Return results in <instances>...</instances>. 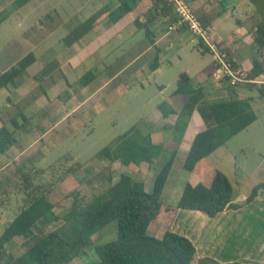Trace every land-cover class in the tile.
<instances>
[{"label":"rangeland","instance_id":"1","mask_svg":"<svg viewBox=\"0 0 264 264\" xmlns=\"http://www.w3.org/2000/svg\"><path fill=\"white\" fill-rule=\"evenodd\" d=\"M108 1L29 0L18 6L15 0H0V13L5 18L0 23V72L15 66L29 52L36 56V62L14 84L0 90V115L9 126L13 128L14 117L23 123L21 112L29 120L26 123L28 130L21 133L9 152L0 155V169L24 153H29V158L22 164L23 171H39L41 177L38 176L37 181L48 183L56 180L69 166L80 164L75 175L82 183L81 199L85 203L110 186L108 179L113 162L100 157L98 152L135 125L144 132L153 125L150 130L155 134L167 131L172 139L173 133L168 127L173 123L170 125L165 121L172 117L165 119L159 105L165 103L166 107L171 106L174 99L172 94L181 73L187 72L191 76L193 86H201L207 80L204 70L214 66L211 53L199 44L198 38L186 31L172 43H159L162 48L158 69L153 71L148 66L88 106L91 98L104 87L105 80L140 54L147 43L146 30L138 28L130 16L123 20V25L113 26L110 18L104 14L98 22L102 30H95L99 38L92 53L89 47L83 51L79 49L84 47L85 42L77 44L79 47L66 46L64 38L71 29L80 28ZM202 1L216 13L210 26L218 34L217 42L223 44L219 45L237 58L235 61L239 66L249 71L257 50L254 40L257 25L264 23V0ZM173 36L171 34L169 38ZM87 71L96 76L85 84L83 75ZM209 81L204 89L215 92L220 84L211 77ZM229 87L226 92L214 94L211 100L235 98L239 96L233 94L236 89H245L257 120L230 138L207 160L229 177L234 187L233 202L241 204L254 186L264 182V92L254 85ZM85 103L88 107L79 117L60 127L69 115L85 107ZM195 119H200L199 114L192 120ZM193 130V126L189 128L187 140ZM37 143L38 149L35 148ZM183 162L184 157L179 155L169 183L179 179L180 190L197 176L183 169ZM21 172L13 168L0 178V231L22 208L23 195L16 186ZM125 174L131 176V170ZM144 180L147 181V177ZM169 198L172 199L171 195ZM167 199L164 200L167 202ZM70 206L69 199L60 204L56 211L63 217ZM63 223L64 220L52 224L41 222L35 232L46 234ZM157 224L158 221H151L150 234L154 233ZM116 236L117 223L113 221L94 234L92 241L94 245L101 244ZM28 243L23 237L9 242L6 246L9 259L21 256L29 247ZM96 259L93 246H83L81 253L71 254L68 262L63 264L92 263Z\"/></svg>","mask_w":264,"mask_h":264},{"label":"trees","instance_id":"2","mask_svg":"<svg viewBox=\"0 0 264 264\" xmlns=\"http://www.w3.org/2000/svg\"><path fill=\"white\" fill-rule=\"evenodd\" d=\"M28 1L15 0V4L22 6ZM152 1L149 11L154 16H165L164 22L167 24L176 20L173 8L167 6L164 0ZM138 5L139 0H117V6L110 13V20L117 22L125 14L133 13L134 24L146 30V37L153 44V32L140 20L145 11L137 13ZM101 13L99 11L90 17L80 28H72L64 38L66 46L70 47L78 42L94 26ZM4 19V15L0 13V23ZM203 23L206 25V22ZM256 34L254 40L257 50L249 70L250 77L264 73V23L257 25ZM199 44L204 46L201 40ZM155 48L101 88L91 98L88 106L112 92L152 58L150 67L156 69L161 47ZM35 62V54L29 52L15 66L0 72V90L14 84ZM95 76L91 71H87L83 75V83H89ZM260 92H264V89ZM173 94L182 100L180 111L169 105L166 107L165 103L160 104L159 108L165 119L174 118V124L168 128L177 143L182 141L194 110L199 111L205 123V129L195 135L183 163V169L199 176V183L187 182L176 205L165 203L162 194L177 150L154 142L149 133H145L136 125L102 148L98 155L110 162L119 161L135 171H140L143 165L157 167L151 191H146L142 182L124 173L113 182L110 170V186L85 203L84 199H81L82 183L75 175L80 164L69 166L54 181L41 183L37 181L38 176L41 177L39 171H23L22 164L29 158V153H24L0 169V178L13 168L22 171L16 186L17 191L23 195L20 212L3 225L0 231V264H63L68 262L71 254L81 253L83 246H93L97 255L96 261L85 264H243L219 263L207 257L197 258L194 243L185 235L173 231L172 225L179 209L197 210L209 217H215L227 209H238L242 206V203L233 202L234 187L229 177L212 166L207 158L257 120V115L251 108V98L209 100L202 86L192 85V78L187 72L180 74ZM83 106L85 107H80L69 115L60 127L79 117L84 112L86 103ZM20 115L23 123L14 117L13 128L0 115V155L9 152L21 137V133L28 130V118L23 112ZM37 145L38 143L35 148L38 149ZM261 191H264V182L254 186L245 202L258 198ZM69 199L71 206L61 217L56 210ZM60 220H64V223L53 231L41 235L35 232L41 222L52 224ZM153 220L158 221V226L151 235L148 229ZM113 221L117 223L116 238L94 245L92 236ZM17 237L28 240L29 247L21 256L10 260L6 246Z\"/></svg>","mask_w":264,"mask_h":264},{"label":"crops","instance_id":"3","mask_svg":"<svg viewBox=\"0 0 264 264\" xmlns=\"http://www.w3.org/2000/svg\"><path fill=\"white\" fill-rule=\"evenodd\" d=\"M188 1H190L193 4L201 20L206 22V25H208L211 28L210 24L212 19L216 16V13H214V11L210 8V6L204 3L202 0H188ZM152 3H153L152 0H139V5L136 10L137 13H139L140 11H145V13L142 14L140 20L142 23L146 24L153 32V41H154L153 44L151 40L146 39L147 43L143 48V50L141 51V53L138 54L135 58H133L129 63L124 65L122 68H120L115 74H113V76L106 79L103 86L108 84L112 79H114L123 71H125L133 62L138 60L140 57L150 52L152 49H156L155 47L159 46V43L163 41H165L164 42L165 44L166 43L168 44L169 42L172 43L175 39L180 37L182 33L187 31L184 29L169 31L168 26L171 23L167 24L164 22L165 16L158 14L154 16L151 13V11H149V8L152 5ZM116 5H117V0H109L107 3H105L103 5L104 7L100 10L102 13L100 14L96 24H94L93 28L88 30L78 42L74 43L73 46L76 45L77 47H79V45L77 44H81L82 42H85V44L82 45L84 47L82 49L81 47H79V49L83 51L84 48L89 47V52L92 53L94 49L93 47L96 44L97 39L99 38V35L97 34L96 31L102 30L99 28L100 24L98 22L100 21L101 16L104 14L110 18L112 7ZM129 16L132 22L134 23L133 13H127L117 22L111 21V23L113 24V26H115L116 24L123 25L122 23L123 20L128 18ZM165 25L166 28L164 29ZM171 34L174 35L173 38H169ZM214 37L217 38L218 34L214 33ZM181 39L182 38H180L179 40L181 41ZM218 43L221 44L220 42ZM221 45L223 46V44ZM232 48L235 49L234 47ZM233 59L236 60L237 58L234 57ZM152 62H153V58L150 59L147 63H145L134 74H137L138 72L144 70L145 68L147 69L148 66L149 69L153 71L158 69V68L153 69L150 67V64ZM245 63L247 62L245 61ZM213 68L214 66L211 65L210 67L206 68V70H204V76L207 78V80L204 83V85H201L203 89L207 81L208 83L210 82L209 81L210 74ZM219 84L220 85L215 90V92H213L212 90H210L211 92H209L204 89L205 96L207 99L211 100V98L214 97V94L227 91L226 89L229 87L228 85H226L225 83H219ZM241 85H247V84H241ZM233 94L239 95L235 98L249 97L248 96L249 94L245 93V89H236ZM172 96L174 99H172L171 107L176 111H180L182 107L181 98L178 95H174V94H172ZM197 114H199L200 119L192 120L194 116H197ZM191 118L192 119L189 122L190 124H188L189 127H187L188 130H186L185 135L180 143H177L174 140L173 134H172V139H170L167 131L166 132L163 131L164 134L162 133L159 135L155 134L154 131L150 130V128L153 127V125L148 130L145 131V133H149L152 136L154 142L163 143L168 149L177 150V155L174 161L173 168L171 170V173L169 175V178L167 180V183L165 185L162 194L163 201L170 205H176L183 192V190H180V184H178L179 179H176L175 181L172 182V184H169L171 182L170 178L174 170L176 160L179 158V155H182L185 160L187 152L190 149L191 143L195 135L198 132L205 129V123L197 109L194 110ZM165 121L169 122V124L171 122L174 124V118ZM192 126L194 127L193 130L194 132L187 140L186 134L189 131L190 127L192 129ZM171 140L173 142H171ZM153 167L155 166L152 165L151 167H149L148 165H143L140 171H135L130 167L122 165L119 161H115L113 162V164H111L113 182L117 181L122 173L125 174L127 173V171L131 170L132 173L131 177L137 181L142 182L144 184V188L146 191H151L153 187L155 173L157 171V167L154 169ZM116 173H118L117 174L118 178L115 175ZM149 174L151 175L150 177ZM146 177H147V181L144 180ZM196 178L194 179L193 182H191L192 184H197L200 182L199 176H196ZM185 185L186 184H184V186ZM166 190H168V194ZM169 195H171L172 199L169 198ZM165 198H168L169 200L167 199L166 202L164 200ZM171 201L173 202L172 204ZM180 210L181 209H179L177 216L174 220V223L172 225V230L179 234L185 235L194 243L197 249V258L211 257L219 263L240 262L243 264H264V191H261L260 196L254 199L253 201L248 203L244 201L240 208L227 209L223 212H220L215 217H209L203 212L197 210H188V211H180ZM183 210H187V209H183Z\"/></svg>","mask_w":264,"mask_h":264},{"label":"built area","instance_id":"4","mask_svg":"<svg viewBox=\"0 0 264 264\" xmlns=\"http://www.w3.org/2000/svg\"><path fill=\"white\" fill-rule=\"evenodd\" d=\"M167 6L173 8L176 20L168 26L169 31L186 28L194 37L201 40L213 57L214 68L211 79L217 83H225L230 87L241 84L254 85L264 89V73L255 77L249 76V71L239 66L227 49L222 48L214 37V31L205 25L198 16L195 7L188 0H164Z\"/></svg>","mask_w":264,"mask_h":264}]
</instances>
